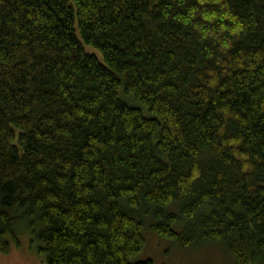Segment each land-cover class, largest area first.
<instances>
[{
  "label": "trees",
  "instance_id": "obj_1",
  "mask_svg": "<svg viewBox=\"0 0 264 264\" xmlns=\"http://www.w3.org/2000/svg\"><path fill=\"white\" fill-rule=\"evenodd\" d=\"M147 229L264 264V0H0V254L153 264Z\"/></svg>",
  "mask_w": 264,
  "mask_h": 264
},
{
  "label": "rangeland",
  "instance_id": "obj_2",
  "mask_svg": "<svg viewBox=\"0 0 264 264\" xmlns=\"http://www.w3.org/2000/svg\"><path fill=\"white\" fill-rule=\"evenodd\" d=\"M91 55H97L103 62L100 54L86 48ZM20 247H12L8 254H0V264H46L38 255L32 244L30 234L21 233ZM147 249L139 257L140 260L151 259L153 264H233L227 250L223 247L212 245L200 246L192 250L182 251L181 248L168 242L158 240L149 229L146 232Z\"/></svg>",
  "mask_w": 264,
  "mask_h": 264
}]
</instances>
